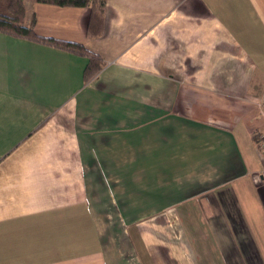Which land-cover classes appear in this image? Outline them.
Masks as SVG:
<instances>
[{
  "label": "crops",
  "instance_id": "crops-1",
  "mask_svg": "<svg viewBox=\"0 0 264 264\" xmlns=\"http://www.w3.org/2000/svg\"><path fill=\"white\" fill-rule=\"evenodd\" d=\"M25 10L107 65L0 32V264H264V0Z\"/></svg>",
  "mask_w": 264,
  "mask_h": 264
},
{
  "label": "trees",
  "instance_id": "trees-1",
  "mask_svg": "<svg viewBox=\"0 0 264 264\" xmlns=\"http://www.w3.org/2000/svg\"><path fill=\"white\" fill-rule=\"evenodd\" d=\"M39 3L58 7H90L91 16L87 28L89 38H98L104 30V17L107 0H37ZM25 0H0V32L10 36L26 38L59 49L68 50L74 54L85 56L88 59L84 73L85 80L88 76H97L106 65L101 56L89 52L85 46L60 41L52 38L41 37L34 29L35 21L31 26L25 25ZM92 76V77H93Z\"/></svg>",
  "mask_w": 264,
  "mask_h": 264
},
{
  "label": "rangeland",
  "instance_id": "rangeland-1",
  "mask_svg": "<svg viewBox=\"0 0 264 264\" xmlns=\"http://www.w3.org/2000/svg\"><path fill=\"white\" fill-rule=\"evenodd\" d=\"M37 1V0H36ZM38 2V1H37ZM39 3V2H38ZM86 48V47H85ZM89 52H91V53H94V54H96V55H98V56H100L99 54H97V53H95L94 51H91V50H89L88 48H86ZM76 55H78V54H76ZM106 62V61H105ZM106 65H107V63H106ZM106 65H105V67H106ZM103 71V70H102ZM101 71V72H102ZM100 72V73H101ZM100 73L96 76H93V75H91V76H88V79H86V83H87V85L88 84H91L99 75H100ZM93 76V77H92ZM260 134H257V136H256V138L259 136ZM99 202H100V205H103V203H102V201L101 200H99ZM108 210V209H107ZM122 223V222H121ZM163 223H147V224H144V225H140V228H139V232L140 233H146L147 232V229H148V225H149V227H151V228H153V229H156L157 228V226L158 225H162ZM120 229H122L123 231H125L126 230V228L125 227H122V226H120ZM109 230H110V228H109ZM164 230V228L161 226V229H160V231L162 232ZM114 231H115V233L116 234H118V236L119 237H121L120 236V232H119V229H118V227H116L115 229H114ZM111 232V231H110ZM114 232H112V235L113 234H115ZM253 233L257 236V238H258V234H259V236H260V238H259V241H260V245H259V249H260V255H261V260H262V258H264V227L263 228H261V229H259V230H257V233H256V231H253ZM248 233H246V235H247ZM138 240H139V238H137ZM143 242L141 241L140 243H139V245L137 246V249H138V251H139V255H140V257H141V259H142V261L144 262V263H146V262H148V259H147V253H146V245L145 244H143ZM224 250L226 251L227 250V248H224ZM258 256V255H257Z\"/></svg>",
  "mask_w": 264,
  "mask_h": 264
},
{
  "label": "built area",
  "instance_id": "built-area-1",
  "mask_svg": "<svg viewBox=\"0 0 264 264\" xmlns=\"http://www.w3.org/2000/svg\"><path fill=\"white\" fill-rule=\"evenodd\" d=\"M258 150L262 158H264V134H260L258 137Z\"/></svg>",
  "mask_w": 264,
  "mask_h": 264
}]
</instances>
